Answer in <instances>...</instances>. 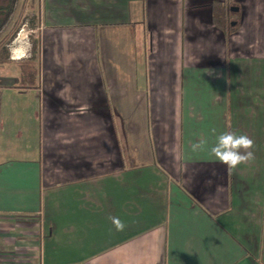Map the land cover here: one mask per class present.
<instances>
[{"label": "crops", "instance_id": "crops-1", "mask_svg": "<svg viewBox=\"0 0 264 264\" xmlns=\"http://www.w3.org/2000/svg\"><path fill=\"white\" fill-rule=\"evenodd\" d=\"M29 5L38 84L0 74V264H264V0ZM226 131L254 160L192 151Z\"/></svg>", "mask_w": 264, "mask_h": 264}, {"label": "rangeland", "instance_id": "rangeland-1", "mask_svg": "<svg viewBox=\"0 0 264 264\" xmlns=\"http://www.w3.org/2000/svg\"><path fill=\"white\" fill-rule=\"evenodd\" d=\"M29 2L31 3V0H17L10 14L8 22L0 30V39H2L0 47L2 46L1 48H3L4 50V52H1L0 54L1 75H7L8 77L11 73L16 74L18 70V65H20V63L29 62L30 60H36V57H31V48L32 41L38 36L36 29L38 21V12L34 8V6L29 5ZM35 18L37 20L33 23L32 21ZM4 43H8V45L4 46ZM16 48L22 49L21 51L25 53L23 55L24 57H22L21 59L16 60L11 58L12 51ZM2 79H0V81H2ZM5 81L11 83L15 80L7 79Z\"/></svg>", "mask_w": 264, "mask_h": 264}, {"label": "clouds", "instance_id": "clouds-1", "mask_svg": "<svg viewBox=\"0 0 264 264\" xmlns=\"http://www.w3.org/2000/svg\"><path fill=\"white\" fill-rule=\"evenodd\" d=\"M254 143V140L247 134L226 131L219 134L215 143L210 147L208 141L201 137L197 142L192 143L191 148L194 152L207 149L211 156L231 171L241 164H247L254 160ZM109 220L117 231H123L126 227L119 217L110 216Z\"/></svg>", "mask_w": 264, "mask_h": 264}, {"label": "trees", "instance_id": "trees-1", "mask_svg": "<svg viewBox=\"0 0 264 264\" xmlns=\"http://www.w3.org/2000/svg\"><path fill=\"white\" fill-rule=\"evenodd\" d=\"M218 4H215V6ZM213 19L217 25H223L222 23L225 22L226 25H224L225 28H230L229 25V18L227 12H223L222 6L219 9V7H213ZM229 12V11H228ZM229 14H231L229 12ZM224 15H226V19H224ZM36 18L32 21L33 23L36 22ZM35 26V25H34ZM232 29V28H230ZM2 47V46H1ZM0 47V54L1 52H4L3 48ZM39 52V41L38 38L34 39L32 41V48H31V57H36ZM3 55V54H2ZM5 57V56H4ZM19 70V83L23 84L26 88H35L38 84V64L37 60L33 61L30 60L29 62H23L18 65Z\"/></svg>", "mask_w": 264, "mask_h": 264}, {"label": "flooded vegetation", "instance_id": "flooded-vegetation-1", "mask_svg": "<svg viewBox=\"0 0 264 264\" xmlns=\"http://www.w3.org/2000/svg\"><path fill=\"white\" fill-rule=\"evenodd\" d=\"M17 0H0V30L6 25ZM8 40V39H7ZM2 39H0L1 43ZM7 46L8 43H4Z\"/></svg>", "mask_w": 264, "mask_h": 264}, {"label": "bare ground", "instance_id": "bare-ground-1", "mask_svg": "<svg viewBox=\"0 0 264 264\" xmlns=\"http://www.w3.org/2000/svg\"><path fill=\"white\" fill-rule=\"evenodd\" d=\"M20 39V38H19ZM21 39H24V38H21ZM23 41V40H22ZM22 45V44H21ZM25 48V47H24ZM22 49H20V48H16V49H14V51H13V57L17 60V59H21L22 57H24L23 55L25 54V53H23V51H21Z\"/></svg>", "mask_w": 264, "mask_h": 264}, {"label": "built area", "instance_id": "built-area-1", "mask_svg": "<svg viewBox=\"0 0 264 264\" xmlns=\"http://www.w3.org/2000/svg\"><path fill=\"white\" fill-rule=\"evenodd\" d=\"M13 51H14V50H13ZM13 51H12V54H13ZM11 58H12V59H15V58L13 57V55L11 56Z\"/></svg>", "mask_w": 264, "mask_h": 264}, {"label": "water", "instance_id": "water-1", "mask_svg": "<svg viewBox=\"0 0 264 264\" xmlns=\"http://www.w3.org/2000/svg\"><path fill=\"white\" fill-rule=\"evenodd\" d=\"M231 9H235V10H237V8H231Z\"/></svg>", "mask_w": 264, "mask_h": 264}]
</instances>
